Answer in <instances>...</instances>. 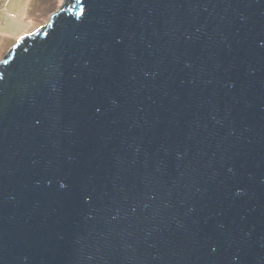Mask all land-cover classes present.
Instances as JSON below:
<instances>
[{"label":"water","instance_id":"95a60500","mask_svg":"<svg viewBox=\"0 0 264 264\" xmlns=\"http://www.w3.org/2000/svg\"><path fill=\"white\" fill-rule=\"evenodd\" d=\"M0 264H264V0H71L23 38Z\"/></svg>","mask_w":264,"mask_h":264},{"label":"rangeland","instance_id":"374dc122","mask_svg":"<svg viewBox=\"0 0 264 264\" xmlns=\"http://www.w3.org/2000/svg\"><path fill=\"white\" fill-rule=\"evenodd\" d=\"M71 0H0V63L25 37L44 29Z\"/></svg>","mask_w":264,"mask_h":264}]
</instances>
